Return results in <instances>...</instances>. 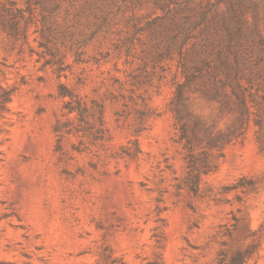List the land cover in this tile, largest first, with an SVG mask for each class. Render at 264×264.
Returning <instances> with one entry per match:
<instances>
[{"label": "rangeland", "instance_id": "obj_1", "mask_svg": "<svg viewBox=\"0 0 264 264\" xmlns=\"http://www.w3.org/2000/svg\"><path fill=\"white\" fill-rule=\"evenodd\" d=\"M0 24V264H264V87L158 58L184 0H14ZM242 4L264 36V0ZM21 11V12H20Z\"/></svg>", "mask_w": 264, "mask_h": 264}, {"label": "trees", "instance_id": "obj_2", "mask_svg": "<svg viewBox=\"0 0 264 264\" xmlns=\"http://www.w3.org/2000/svg\"><path fill=\"white\" fill-rule=\"evenodd\" d=\"M14 0H0V24L17 29L18 15ZM21 12V11H20ZM169 23H163L159 33L158 58L179 55V69L183 80H176L171 110L181 123V140L187 139L191 150L192 139L187 136V123L178 104L186 100L187 88L205 85L230 89L239 104L248 108L247 90L250 86L264 87V36L256 24L245 18L242 4H231L219 10L215 4H193L184 0L178 4ZM230 264H247L246 255L237 252Z\"/></svg>", "mask_w": 264, "mask_h": 264}]
</instances>
